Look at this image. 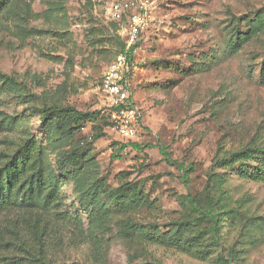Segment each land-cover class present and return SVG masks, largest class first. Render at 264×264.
<instances>
[{
	"label": "rangeland",
	"instance_id": "obj_1",
	"mask_svg": "<svg viewBox=\"0 0 264 264\" xmlns=\"http://www.w3.org/2000/svg\"><path fill=\"white\" fill-rule=\"evenodd\" d=\"M25 1L0 9V70L14 78L0 77V167L28 139L43 148L64 212L48 213L49 263L264 264V0H149L129 140L104 126L98 90L121 48L110 6L123 0ZM53 105L103 114L60 143L41 119ZM160 146L188 166V187Z\"/></svg>",
	"mask_w": 264,
	"mask_h": 264
},
{
	"label": "trees",
	"instance_id": "obj_2",
	"mask_svg": "<svg viewBox=\"0 0 264 264\" xmlns=\"http://www.w3.org/2000/svg\"><path fill=\"white\" fill-rule=\"evenodd\" d=\"M25 2V0H0V9L8 6L16 14V11L24 7ZM125 19L118 23L126 25ZM125 40L126 34L124 33L119 53L125 50ZM138 45L139 41L130 49L131 55ZM0 77L14 82L13 76L1 70ZM41 111L43 126L58 137L60 143L68 141L74 136L77 129L84 126L86 121H95L102 113L101 110L82 111L70 105L44 106ZM103 118L104 126L111 128L110 120L105 113ZM102 135L104 132L100 130L96 137ZM127 145L128 143L122 144V149ZM132 145L135 148L139 147L136 142H133ZM159 149L168 163L176 164L183 171L182 177L188 187L190 182L186 172L188 166L172 158L167 147L160 146ZM71 154L66 150L59 152L58 163L64 172L75 169L70 160ZM2 159H4V165L0 167V213L17 211L18 214L13 218L6 216L4 224L0 226V264H18L23 261L50 264L47 258V235L51 230L50 214L48 213L53 210L52 213H56V217H58L64 212L61 209L63 201L53 183L54 173L52 170H48L43 148L34 140L28 139L13 154H2ZM10 170L12 173L8 172ZM5 174L7 175L4 178ZM192 201L201 216H213L211 206H203L195 198ZM88 203L93 205L90 200ZM64 218L71 221L72 217L65 215ZM214 222L216 223V219ZM77 226L80 234L83 233L80 224L77 223ZM213 233L215 235L219 233L216 224L213 227Z\"/></svg>",
	"mask_w": 264,
	"mask_h": 264
},
{
	"label": "built area",
	"instance_id": "obj_3",
	"mask_svg": "<svg viewBox=\"0 0 264 264\" xmlns=\"http://www.w3.org/2000/svg\"><path fill=\"white\" fill-rule=\"evenodd\" d=\"M149 0L115 1L110 6V15L116 21L126 18V47L104 71L98 90L106 99L103 112L110 120L111 128L125 139L138 135L141 111L131 100V86L138 64L130 49L140 40L150 23Z\"/></svg>",
	"mask_w": 264,
	"mask_h": 264
}]
</instances>
